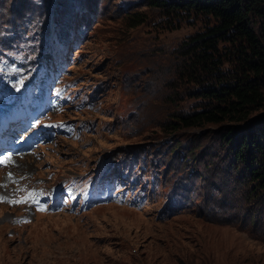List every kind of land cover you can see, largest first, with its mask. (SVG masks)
<instances>
[{
	"label": "rangeland",
	"instance_id": "1",
	"mask_svg": "<svg viewBox=\"0 0 264 264\" xmlns=\"http://www.w3.org/2000/svg\"><path fill=\"white\" fill-rule=\"evenodd\" d=\"M164 1L173 0H29L23 10L24 0H0L4 24H31L20 19L25 12L48 22L53 9L63 20H84L80 33L87 39L71 77L96 102L92 112L66 116L93 124V133L17 159L0 174V197L15 194L5 186L11 175L30 173L37 177L31 183L48 185L117 152H131L160 179L156 196L140 210L109 205L79 215H37L0 202V264H264V136L256 138L259 148L243 150L242 163L235 159L236 140L225 147L221 137L224 126L242 127L243 135L254 120L264 127V102L240 124L186 127L175 119L172 125L173 116L209 107L197 86L183 80L189 71L182 54L199 47L191 42L215 22L167 14L155 5ZM135 13L146 22L132 28ZM234 47L221 41L216 56L234 55ZM229 59L223 68L233 71ZM176 187L183 192L179 202L187 196L184 209L172 210L161 194Z\"/></svg>",
	"mask_w": 264,
	"mask_h": 264
},
{
	"label": "clouds",
	"instance_id": "2",
	"mask_svg": "<svg viewBox=\"0 0 264 264\" xmlns=\"http://www.w3.org/2000/svg\"><path fill=\"white\" fill-rule=\"evenodd\" d=\"M24 2L23 10L29 0ZM55 10L48 22L25 12L20 19H30L29 25H18L19 19L0 23V64L4 55L10 56L0 67V160L10 158L0 163V174L11 170L17 159L39 157L62 138L81 142L94 131L89 122L66 117L70 112H92L96 104L86 97V87L71 77L87 39L80 33L84 20H63ZM25 161L18 162L20 167ZM33 178L37 179L30 173L11 175L5 186L11 185L15 194L2 197L3 202L37 215H79L109 205L140 210L156 196L160 185L158 174L149 170L148 163L135 160L131 152L101 157L85 170L60 181L55 178L48 185L33 184L28 180ZM168 180L162 178L164 183ZM162 193L172 210L188 205L187 196L179 202L177 194L183 192L178 193L177 187ZM21 200L27 202L10 203ZM19 218L30 221L26 215Z\"/></svg>",
	"mask_w": 264,
	"mask_h": 264
},
{
	"label": "trees",
	"instance_id": "3",
	"mask_svg": "<svg viewBox=\"0 0 264 264\" xmlns=\"http://www.w3.org/2000/svg\"><path fill=\"white\" fill-rule=\"evenodd\" d=\"M155 5H161L167 14L177 17L194 13L215 22L191 42L199 47H188L182 54L183 68L189 71L183 80L197 86L198 93H203L201 97L209 102V107L190 115L173 116L172 125L176 126L175 119L186 127L210 122L240 124L247 121L252 108L262 106L264 102V0H173ZM145 22L141 13L129 18L132 28ZM221 41L235 46L234 55L216 56ZM227 57L234 59L233 71L223 68ZM261 122L257 119L247 124L245 127L249 132L246 135L238 131L242 130L238 126L221 129L223 146L233 145L236 140L233 149L237 161L246 162L243 150L247 147L259 148L256 138L264 136V127L259 125Z\"/></svg>",
	"mask_w": 264,
	"mask_h": 264
},
{
	"label": "snow or ice",
	"instance_id": "4",
	"mask_svg": "<svg viewBox=\"0 0 264 264\" xmlns=\"http://www.w3.org/2000/svg\"><path fill=\"white\" fill-rule=\"evenodd\" d=\"M7 161H10V158L6 157L4 158V160H0V163H5ZM0 202H3V198L0 197ZM27 200H21V201H11L10 203H26ZM24 222H28V221H24Z\"/></svg>",
	"mask_w": 264,
	"mask_h": 264
},
{
	"label": "bare ground",
	"instance_id": "5",
	"mask_svg": "<svg viewBox=\"0 0 264 264\" xmlns=\"http://www.w3.org/2000/svg\"><path fill=\"white\" fill-rule=\"evenodd\" d=\"M7 189L8 190H11V185L8 184Z\"/></svg>",
	"mask_w": 264,
	"mask_h": 264
}]
</instances>
